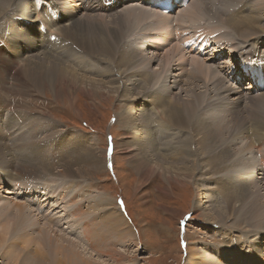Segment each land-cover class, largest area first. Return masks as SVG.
Listing matches in <instances>:
<instances>
[{
  "label": "rangeland",
  "instance_id": "374dc122",
  "mask_svg": "<svg viewBox=\"0 0 264 264\" xmlns=\"http://www.w3.org/2000/svg\"><path fill=\"white\" fill-rule=\"evenodd\" d=\"M138 1L140 0H137V2H125L121 6H114L115 10L113 11V13L117 11L118 13L112 16L103 17L100 15H93L91 19L86 21V16L83 15L86 5L85 0H61L62 6L67 5L70 8L80 7L82 9V12L74 15L76 17L73 16V20H78V18L81 16V22L83 21L85 25L92 24L96 27H93L87 34L89 38L93 40V43L88 46V42L83 38L81 39V37L77 40L75 39V37H73L74 34H71V37H69L67 35H70L69 32L66 34L63 31H56L53 37H43L38 31L39 25H37V22L34 21V15L37 10L32 6L31 3L30 5L28 4L29 0H25L27 6H25V9H23L24 11H18L19 14H23L24 19L21 22L17 21L21 25L22 32H25L23 35V46L17 47V50H15L16 47L12 45V47L9 46L8 50L11 53L14 52L13 50L18 51V54H20L19 58L21 56L23 57L21 61L20 59H18L19 62L17 61V63L15 60L18 56L11 57L12 62L14 61L19 66V73L16 74V71L7 73L6 71V73L4 74V70L0 69V102L4 103V106L8 107L6 105V92L2 91V88H4V90L6 91V89L8 88L18 86L22 82V78L30 82L28 78L40 75L43 80L47 79L50 83L54 82L56 80V76L59 74L58 69L53 66L51 62L55 60L67 63L66 66L69 68H71V66L75 67L84 78L86 77L88 81L90 78L89 82L102 81V84L104 82L105 85H107V82L109 81L113 83L114 80L116 81L118 79L117 73H111L110 71L111 67H114L116 60L121 62H124L125 60H135L133 64L125 65L121 68L119 67L117 69L118 71L121 70L119 74H123L125 70L129 72L137 71L145 76L146 70L151 71L152 69H155L156 72L150 77V80H153V84L154 82H157V87L156 85H153L155 88L153 86V88H151V86L147 85V79L145 80L144 76L139 74L130 75L129 78L131 79L128 80V78L124 77L126 76V73L122 75V77H124L123 81H125L124 84L126 86V89L121 87L123 91L120 94H123V100L120 99V94L118 96V93L112 90V87H110L109 89L104 85L92 88V90H96V92H93L92 94L90 93L89 88H87L86 90L80 89L77 93H75V96L73 98H71V96H67L66 98L59 96L58 99H55V95L51 91L45 92L44 90H41L42 92H39L38 90L30 86V88L27 90V93L22 94V96H17L18 99L16 100L15 108L13 106V108L17 109V112H19L20 117L23 118L20 120V124L18 122V119L16 120L17 125L23 126L20 128V130H9V122L7 121L6 117L8 111H4L3 114L0 112V163L1 166L5 167L4 173L6 174L4 175V177L6 179L8 178L7 181L12 183L15 182V180L12 179L13 172L17 173L18 170L22 169L26 171L31 170L32 168L30 164L31 162L36 161V158L38 156H41V149L45 148L44 152L47 153L49 157H54L57 161H59L60 164H65V162L69 160H75L79 157V154L77 152L78 145L81 147L83 145L87 147V143L89 142L88 140H86V138L90 139L91 137L92 141L94 142L93 147L91 146L89 148V150L93 148L91 161L87 159V161L85 160L86 162L82 163L84 165H75L74 170L78 172L76 173L77 176H72L73 178L66 176L67 174L63 167L60 166L57 168V163L51 158L45 157L42 161L37 160L33 164L37 167H42L46 164H49L50 166L54 165V167L56 168H54L53 171L56 174H59V177L61 176L60 178H57L58 181H60L61 179L64 180L63 178L68 179L67 177H69V180L72 182L73 179L78 181V183L81 185L79 186V189H82V186L86 187L82 189L81 193L76 192L74 194L72 193V191H67L64 194L65 199H71H66V201L61 198L63 199V209H65V207L67 208L63 210V213L64 211H66L74 221H79L82 216L81 214H83L84 212V202L86 201L89 203L92 199L91 196L94 197L96 194L110 196L112 200H115L112 207L117 208L119 212L127 216L126 221L128 225L125 226L127 231H125V234L123 235V237H126L125 239L127 240L125 241V243L123 242L124 240H117L114 243L110 244L111 246H109V249H105V252L110 250L113 251L115 249H119L122 251H119V253L117 254V258L111 257L108 258V260H105V264H192L190 259H186L189 247L195 248L198 245L192 242H196L197 240L201 239L200 242L204 241L207 245H209L211 242H213V240L208 241L206 235H208L209 233V235H213L215 233L213 229L211 230V227L216 230H221L223 227H225L222 225H218L213 219L211 220V222L206 221L207 219H205V213H217L219 209L225 206V196L228 194L230 195V192L233 190L232 186H229L230 183L232 185V182H234L237 187L246 186V184H240L236 181L239 179L237 177L239 175V171L242 170L240 172V175L242 173H245L244 176L246 177V183L249 182L247 179L251 177L253 173H255L254 178L259 185L258 189H260V193L264 195V174H262V170L259 169L261 167L263 169L264 165V142L254 144L256 141H253L251 139V136H253V134L250 135V132L254 131L255 122L260 123H257V125L261 128H264V96H259L258 92H254L251 94L253 80H250L249 74H244L242 72V65L239 64V62L244 59L249 62L248 56L250 53L251 55L255 56L261 63H263L264 32L262 34H258L260 35V37L258 36L259 42L256 45L257 47H255V41H253L250 46H246L247 39H244V36H246L245 34L243 36V33L239 32L238 36V34H236V32L232 29L220 26L219 29L222 28L220 31H225L227 33H223V36L230 34H233V36L232 38H229L228 36H225L221 39L218 38L219 46L221 47L222 44L232 46V44H234L236 49H238L236 50L237 53L235 55L233 53L228 57L229 61H231L230 64L223 63L224 60H227V57H221L215 61L216 65L222 64L226 71L224 72L223 70L219 72H213V74L211 73L210 75L221 78V76L225 74L223 77L226 80L225 82L214 81V83H211L209 88L203 74H196V70L192 68L189 69L190 65L183 67L178 64V61H176V58L178 56L176 55L173 57V53L175 51L173 45H171V53L170 51H167L168 54L164 55L166 53L163 52L165 49H163V47L159 45L158 41V39L162 37V31L159 30V28L152 22H145L148 19L147 17H143L145 18V21H141L137 15H133L136 17L130 20L127 18V16L121 14L122 7L126 6L127 4L131 5L129 3H132V5L140 4ZM197 1V7L199 8L200 12H196V14H200L201 16V13L206 12L205 4L207 0ZM223 1L228 2V0ZM222 2L218 3L216 0H210V5L212 6V8L214 6L220 7L222 5ZM194 3L196 2L193 1V5ZM248 3H251V5L253 6L259 7H257V11L255 9V15H257V13L262 15L259 24L264 26V0H249ZM142 5L147 4L142 2ZM233 5L237 7L239 3L237 4V2H235V4ZM253 6H251V9H249V6H246L247 10H250L249 13L254 10ZM212 8L210 7V11L211 13H214ZM26 9L27 11H25ZM46 10L47 9L44 8L42 12L44 17L43 20L45 21V17L47 16ZM95 10L96 9L92 11L102 14L104 13ZM202 15L204 18L203 22L193 19V22H197V26L201 29V37L198 39V42H200L201 38H203V40H201V44H203L204 41H209V39L211 38V35L207 33L206 28L208 26L210 27L212 23V25L219 26L221 23V19L224 18L220 17L219 21L213 22L214 19H212L208 14ZM133 19H135L136 23ZM173 20L176 22L178 20L177 16H175ZM47 21H50V19H47ZM140 22L142 23L140 24ZM118 23H120L122 26L115 28L117 37L111 36L108 39V37L113 32V28ZM99 28L101 30V36L98 37L95 33H92V31L94 32L95 30H99ZM155 28L157 29V33H152V29ZM189 34L190 30L187 31V34L180 35L178 37H182L184 38V40H186L188 39L187 36ZM153 37L157 38L153 39ZM241 38L244 40H241ZM140 39H144L145 41L142 43ZM146 39H149V43L155 49L147 47ZM3 41H7V43L10 44V38H7L6 40V37H3ZM73 42L74 44H72ZM133 42L136 45L133 44ZM96 44L98 45V48H96ZM29 45H31L32 47ZM99 46L101 50L99 49ZM124 48L125 50L131 49L132 51L130 52V54H124ZM212 49L213 47L211 48L209 56L200 55V57L208 58L212 56L214 54V51H212ZM156 51L160 53L156 54ZM186 52L187 51L184 50L181 53L184 54ZM142 53H144V55H142ZM188 54L191 55V53ZM185 57L188 58V55H185ZM0 59L4 62L7 59L4 49L0 52ZM25 63V67L28 68L27 70L23 71V65ZM33 64L37 66L33 67L35 66ZM224 65L227 66L225 67ZM107 67H109L110 69ZM163 67L164 69H166L165 71ZM106 68L108 69V71H106ZM141 71H143V73ZM239 73L241 74L239 75V77L243 78L242 80L238 81ZM160 74L162 75V77L159 78V76H161ZM195 74L196 77L194 78ZM199 76H202L204 80H202V78H199ZM132 78L135 79V81L130 83ZM163 79L165 80L163 81ZM9 81L12 82L10 85H7L9 84ZM23 87H25V85ZM139 87L145 89V92H142L143 94H139L137 92V88ZM240 87H242L241 94H239V91L241 89ZM170 88H172V91L170 90ZM151 92H155L154 98H148V95H150ZM159 92H164L162 93V96H164L170 102L174 109H177L179 107L181 109V113H183L182 110L185 111L188 107H190L191 104H194L195 109L193 110V113L191 115V120L182 119L183 121H178L179 123L177 122V124L181 125L182 128L187 126V128L184 129L179 127L180 129L177 130L176 133L179 134V136H173L168 133L167 135H165V137L167 138L164 139L165 146H162V143L160 142L161 144H156V147L152 145L153 149L152 147H148L149 149L147 148V150L152 149L157 152L156 154H150L146 151V154L148 153L149 155H147L149 156V159L156 161L159 167H155L150 163H145L139 169L132 161L131 151H129L127 147H123L122 145L127 139L128 142H126V145H132V141L135 140L138 146L142 148L146 146V141L142 139L143 137L138 135L137 132H134L132 128H124L122 123L117 121L116 112L118 110L126 111V108L124 107L128 108V106L135 110L133 106H130V104L133 103L136 104L135 107L139 105L137 110H135V114L137 115L136 118L140 123L144 118V124L141 123L144 126H140V128L146 129V132H143V135L147 137L149 136L148 134L151 133L152 138L156 137L157 133H161L163 127H169L165 123L160 124V122H156V120L159 121V119L155 117L156 104L160 99V97H158V95L160 96ZM241 95L245 99H242ZM248 96H250L249 99H247ZM139 98L141 99L140 101L138 100ZM240 98L243 101L238 102ZM191 100H194V102L190 104ZM152 101L154 102L153 105L151 104L153 103ZM249 107H253L252 111L249 110ZM141 109H144V112H146L147 114L143 113ZM261 110L262 114L260 112ZM201 112L205 114L201 116ZM211 112L218 117L213 118V114H211ZM12 116L13 118H15L13 114ZM200 118H204L207 121L206 126L209 125V127H203V129L198 126L191 127L190 121L196 124V122ZM162 120L163 122H166L164 117L162 118ZM12 122H15V120H13ZM24 124H28L30 125V127L26 125L24 126ZM31 125L33 126V128H31ZM34 127H36L37 129ZM209 128L212 129V132L214 131L213 133L216 136L215 138H211V132L208 133L210 130ZM35 130H40V132ZM171 130L176 131L173 129ZM182 130L184 132H182ZM73 132H75L74 135ZM190 132L194 137L191 136ZM79 133L81 134L79 135ZM256 135L259 136L258 134ZM19 138L21 142L18 141ZM156 138L158 140L163 139L160 136H157ZM145 139L148 141V137ZM59 140L63 144H60L59 146L57 145L56 147L59 148L62 145L66 148L63 152L60 153L59 151H57L56 147L54 149V143H58ZM212 141H215V143L210 145L209 142ZM5 144L10 146L9 149H11L13 153H15L16 158L12 157ZM33 145L35 146V148H33V153L36 152L34 149H38L40 151L32 154ZM53 151L62 155H55ZM23 152H27L25 153V156L24 154H22ZM41 153H43V151H41ZM95 153L96 157L94 155ZM226 153H229V156L225 158V160H223L217 166L211 167L208 159L218 158ZM26 157H30L28 161ZM152 157L155 158L153 159ZM205 163H207L206 166ZM92 167L95 168L96 171L95 173H93L91 178H89V175L84 176L83 171H89L90 169H92ZM218 167H223V170L219 173H215L214 171L218 169ZM141 170L145 174L144 176H142L143 173L141 172ZM196 172V179L191 180L188 175L190 173ZM226 173H231L233 175V180L229 179L227 181L228 184L226 181H221V176H225ZM169 178H172V180H170ZM29 179L32 181L36 180L33 175H30ZM38 182L40 183H31L34 187H38V189H41L43 182ZM91 182H93V188L90 191L88 189V186ZM55 186L57 190H61L58 185L55 184ZM196 186L203 188L202 199L199 206H195L194 204V200L197 197ZM247 186L253 187L254 185L249 184ZM1 190L4 191V189ZM1 190L0 198L4 194V192H2ZM84 193L87 194V197L84 196ZM77 194H79L77 196L79 198H72ZM5 195L6 194H4V197ZM250 196L251 194L249 195V197ZM262 202L264 203V200ZM77 203L81 205L79 206ZM9 206L6 205V207H4L5 211L2 210L0 213V225L8 223L9 221L12 222L14 220V214L13 216H11V214L13 213V210L11 208L12 204H9ZM108 207L109 206L106 205V208ZM77 210L81 212H77ZM3 213L4 215H6L4 216ZM35 217L37 218V216ZM42 219H44L45 222H47L48 220L45 218ZM56 219L57 218L53 219L54 222L51 220V223L49 222L48 224L47 222L46 224H51L52 228H55L54 230H58L57 232L64 235L65 231L61 230V228L55 223ZM233 223H235V221H233ZM247 227L251 229V226ZM33 228L38 227L37 225H34ZM223 229L228 230L229 227L226 226ZM256 230H258V227L256 228ZM238 235L240 237H238ZM214 238H216L214 239L216 243L223 245L222 237L216 235V237ZM255 240H258L256 242V245L261 242L264 243V230L257 231L254 234L246 236L242 231L238 230V234L233 244L231 243L229 247L226 246V249H229L227 252V256H240L238 255V253L236 254L237 250L242 253L241 255H252L254 253L253 251L256 250H252V247H250L248 243L250 244L251 241L254 243ZM242 242H245L247 244H243L244 248L240 247ZM18 244L19 242L16 245H11L6 248V250L10 252V255L12 253L15 255H13L12 257L14 259L12 260L14 263L11 262V264H17L18 260H21L23 257H25V254L17 256V252H12V249H20L18 248ZM94 245V242L90 243V247H93ZM259 247L260 244L258 245V248ZM216 248L219 250L218 246H216ZM223 248L224 247H221V249ZM204 249L208 251L206 246L204 247ZM87 251L90 253H97L92 249H88ZM120 258L123 259L119 263L115 261L116 259ZM7 262H9V260L7 259L4 261L1 260L0 264H10ZM255 264H264V258L262 259L259 254H256Z\"/></svg>",
  "mask_w": 264,
  "mask_h": 264
},
{
  "label": "bare ground",
  "instance_id": "6f19581e",
  "mask_svg": "<svg viewBox=\"0 0 264 264\" xmlns=\"http://www.w3.org/2000/svg\"><path fill=\"white\" fill-rule=\"evenodd\" d=\"M135 1L137 2V0H85L86 5H85V11H84L83 15L86 16V21L91 19L93 17V15H95V16L100 15L103 17L112 16V15L118 13V11L113 13V11L115 10L114 6H121L125 2H135ZM140 1L149 5L152 9H154V8H157V9H154L155 10L154 12H150V11H147L144 9V6H147V5H140L139 6V5H132V3H129L131 5L127 4L128 6L126 5V6L122 7L121 14L127 16V18L130 20H132V18L136 17L133 15H137L141 21H145V18L148 17V20L146 22H152L154 25H156L159 28V30L162 31V37L159 38L158 41H159V45L162 46L163 49H165L163 51L164 53L166 52L164 55L168 54L167 51H169L167 49V47L169 46V42L171 41V37H172L171 24L174 23L178 27V29L181 30V31L177 32V34H176L177 37L180 35H185V34H187L188 30H191L193 28V26H192L193 25V19L200 20L201 22H203L204 18H203L202 14H208L212 19H214L213 22L219 21L220 17H224L220 21L223 25L221 23L219 26L218 25H212L213 24L212 23L210 25V27L208 26L206 28V31L208 34L211 35V38H216L217 41H219L218 38L221 39V38H224L225 36L232 38V36H233V34L223 36V33L224 34H227V33L225 31H220L222 29V28L219 29L220 26H224L228 29L229 28L232 29L233 31L236 32V34H238V36H239V32L240 33L242 32L243 36L245 34L246 36H244V39L245 38L247 39L246 46H250L252 44V42L255 41V47H257L256 45L259 42L258 36L260 37V35H258V34H262L264 32V26L259 24V21H260V18L262 17V15H260L258 13H257V15H255V9L257 11L258 6L251 5V3H248L249 0H238V1L228 0V2L223 1L221 3L222 5L220 7L214 6L213 8L210 5V0H207L206 4H205V11L206 12L201 13L202 17L200 16V14H196V12H200L199 8L196 9L197 4L194 3V5H193V1H190V0H187V4H186L189 7V9H184V6L182 5L181 7H178L177 9L172 10L170 13L164 12V8L161 6H156L152 2V0H140ZM235 2H237V4L239 3V5L237 6L239 8L235 7V5H233V4H235ZM30 3L37 10V12L34 15L35 16L34 21L37 22V25H39L38 31L43 37H53V35L55 34L56 31H63L66 34L69 32L70 35L67 34L69 37H71V34H74L73 37H75L76 40L79 39L80 37H81V39L83 38L84 40H86L88 42V46L93 43V40L91 38H89V36L87 34L95 26L92 24H86L85 25L83 23V21L81 22V16L78 18V20H73L74 15L82 12V9L80 7L70 8L67 5L62 6L61 0H29L28 4L30 5ZM25 6H27V3L25 2V0H0V52L3 50L4 47L8 48L9 46L12 47V45L14 47H21L23 45L24 33H22V30L20 29L21 25L18 22H21L24 19V16H23V14H19L18 11L25 9ZM209 6L213 9L214 13H211ZM246 6H249L250 7L249 9H251V6H253L254 10L249 13L250 10L249 9L247 10ZM61 7L63 10L61 9ZM44 8L47 9L46 10L47 16L45 17L46 21L43 20L44 17H43L42 12H43ZM94 9H96L95 11H101V12H104L105 14L92 11ZM25 11H27V9ZM24 13H27V12H24ZM83 15H82V17H83ZM32 16H33V14H32ZM175 16H177V19H178L176 22L173 20V18ZM74 17H76V16H74ZM143 17H145V18H143ZM47 19H50V21H47ZM139 19H138V21H139ZM133 20L135 21V19H133ZM91 22H93V21H91ZM17 23L19 24L20 27L17 25ZM135 23H136V21H135ZM141 23L142 22H140V24ZM112 26H114V25H112ZM121 26L122 25L120 23H118L113 28V32L108 37V39L111 36L117 37V32H116L115 28L121 27ZM197 31H198V38H188L184 42V47L187 49H190V50L187 51L186 53L182 54L180 52V49L178 48L174 51L173 57L176 55L178 56L176 58V61H178V64L180 66L185 67V66H188L190 64L191 65L194 64L193 67L189 66V69L192 68V69L196 70L195 73L196 74L198 73V75L203 74V76L205 77V79L207 81L208 87L211 85L212 82L214 83V81L225 82L226 79L223 77L225 74L223 76H221V78L216 77V76L215 77L211 76L210 74L211 73L213 74V72H219V71H223V70L225 72L226 70L223 67V65L222 64L216 65L215 61L221 57H227L226 58L227 60L223 61V63L224 64H230L231 61H229L228 57L230 56V54H233V53L235 55L237 53L236 50L238 48L236 49L234 44H232V46H227V44H222V46L220 47L217 45L216 41H204V43L201 44V40H203V38H201L200 42H198V39L201 37V33H200L201 29H198ZM132 32H133V30H132ZM92 33H95L98 37L101 36L100 28H99V30H95L94 32L92 31ZM152 33H157V29L156 28L152 29ZM3 37H6V40H7V38H10V44H8L7 41H3ZM65 38H67V37H65ZM156 38L157 37H153V39H156ZM244 39L241 38V40H244ZM8 41H9V39H8ZM72 44H74V42ZM97 44H96V48H98ZM133 44H135V43L133 42ZM105 45H106V42H105ZM29 46H31V45H29ZM64 47H65V45H64ZM212 47H213L212 51H214L213 52L214 54L212 56H210L208 58H201L200 57V55L209 56ZM99 49L101 50L100 46H99ZM151 49H155V48L151 47ZM124 50H125V48H124ZM131 51H132L131 49L125 50L124 54H130ZM30 52H32V51H30ZM155 53L159 54L160 52L156 51ZM188 53H191V55ZM12 54H13V52L12 53L9 51L5 52L7 59L5 62L0 59V69L7 71V73H9V72L11 73L12 71H16L15 73L17 74V73H19L18 72L19 66L16 63H17L18 59H20V61H21V59H23V57L22 56L20 58L16 57V60H15L16 63H15L14 61L12 62L11 57L15 56L16 54H13V55ZM142 55H144V53H142ZM150 55H152V54H150ZM185 55H188V58H186ZM100 56H101V54H100ZM171 56H172V54H171ZM248 60L250 63L244 59V60L240 61L239 64L242 65V67H241L242 72L244 74H249L250 80H253V85L251 87V89H252L251 94L254 92H258L259 96H264V60H263V63H261L255 56L251 55V53L248 56ZM51 62L53 64V66H55L59 71V74L56 76V80L54 82L50 83L47 79L43 80L40 75H37V76L31 77V78H28V80L30 82H28L26 79L22 78V82L18 86H14L16 89V93H15L14 87L8 88V89H6V91L4 90V88H2V91L6 92L5 93V95H6L5 97L7 98L6 105L8 106V107H6L3 105L4 103L0 102V111L2 114L4 111L8 110V114L10 116L9 119L13 118V116H12V114H13L15 117L14 118L15 122L18 119V122L20 124V120L23 118L20 117L19 112H17V109H14L16 106V100L18 99L17 96L18 95L22 96V94L27 93L28 92L27 90L30 88V86L32 88L38 90L39 92H42L41 90H44L45 92L51 91L52 93H54L55 99H58L59 96H62L65 98L67 96H71V98H73L75 96V93H77L80 89L86 90L87 88H89V91L92 94L93 92L94 93L96 92V90H92V88H96V87H99L102 85H104L105 87H107L109 89H110V87H112V90L117 92L118 96H119V94L123 91V89L121 87L126 89V86L124 84L125 81H123L124 77L128 78V80H129V79H131V78H129L130 75H133V74L143 75L137 71L129 72V71H125V70H124L123 74H119V72L121 71V70H119V71L117 70L119 67L121 68L122 66L124 67L125 65L133 64L135 62V60H125L124 62L116 60L115 65L113 64L114 67L112 66L110 71H111V73L116 72L118 75L117 76L118 79L116 81L114 80L113 83H111L110 81L107 82L108 81L107 80L106 82L108 84L105 85L104 82L102 84V81L101 82H98V81L89 82L90 78L88 81L86 79V77L84 78L81 75V73L75 67H72V66H71V68L67 67L66 66L67 63H65V62L58 61V60L51 61ZM45 63H47V62H45ZM25 65H26V63L23 65V71L27 70V68H28V67H25ZM33 65H35V64H33ZM38 65H41V64H38ZM1 66H2V68H1ZM36 66L37 65H35L33 67H36ZM224 66L226 67L227 65H224ZM30 68H32V67H30ZM49 68H50V66H49ZM107 68H109V67H107ZM107 68H106V71H108ZM157 68H156V70H157ZM163 69H164V67H163ZM165 70L166 69H164V71ZM21 71H22V69H21ZM141 72L143 73V71H141ZM155 72H156L155 69L154 70L152 69L151 71L146 70L145 76L143 75L145 80L147 79V81H148L147 85L151 86V88L154 87L153 85H156V87H157V84H156L157 82L156 83L154 82V84H153V80L152 81L150 80V77L152 75H154ZM125 73H126V76L122 77V75H124ZM196 74H195L194 78L196 77ZM239 75H241V74L240 73L238 74V81L242 80V78H243V77H239ZM160 77H162V75L159 76V78ZM199 78H202V80H204L202 76H199ZM164 80L165 79H163V81ZM134 81H135V79L132 78L130 83L134 82ZM140 81H141V79H140ZM240 83H241V81H240ZM216 84H217V82H216ZM24 85H25V87H23ZM149 86H147V87H149ZM204 86H205V84H204ZM249 87H250V85H249ZM139 88H137V92L139 94H143L142 92H145L144 91L145 89L144 88L139 89ZM151 88H149V89H151ZM240 88L241 89L239 91V94H241V92H242V87H240ZM171 89L172 88H170V90ZM8 92H9V94H8ZM154 93L155 92H151V94L148 95V98H154L155 97ZM162 93H164V92H162ZM162 93H160V96L158 95V97H160V99L159 100L157 99L158 101L156 104L155 117H157L159 119V121L156 120V122H160V124L165 123L166 125L169 126L168 128L163 127L161 133H157V136H160L163 139L158 140L156 138L157 136L152 138L151 133L148 134L149 136L146 135L148 137V141L145 139L147 137H145V135H143V132H146V129L140 128V126H144V125H142V124H144V118L142 119V121H141L142 124H141L140 122H138V120L136 118L137 115L135 114V110H137L139 105H137V107H135L136 104L133 103V104H130V106H133L135 108V110H133L131 107L128 106V108L124 107V108H126V111L125 110L124 111L118 110L116 112L117 113L116 119H117V121L122 123L124 128H132L134 130V132H137L138 135L142 136L143 137L142 139H144L146 141V146H144L142 148L138 146V144L135 140L132 141V143H131L132 145H126V142H128V139H127L124 142V144L122 145L123 147H127L128 150L131 151L132 161L135 164V166L138 167L139 169L145 163H150L151 165H153L155 167H159L157 165L156 161L149 159V156H148L149 154L147 153L148 154L147 155L146 151L149 152L150 154H156L157 152L155 150H152L153 149L152 145L154 147H156V144L161 142L162 146H165L164 139L167 138V137H165V135H167L168 133H170L173 136H179V134H176V133H177V130H179L182 127H181V125H178L177 122L183 121L182 119L191 120L190 119L191 115L193 113V110L195 109L194 104H191L194 102V100H191L190 101V104H191L190 107H188L185 111L182 110L183 113H181V109L179 107L177 109H174L172 107V105L170 104V102L164 96H162ZM170 95H171V93H170ZM200 95H201V93H200ZM122 96H123V94H120L121 100L124 99V97H122ZM196 98H198V97H196ZM241 98L245 99L242 95H241ZM241 98L238 100V102L243 101ZM249 98H250V96L247 97V99H249ZM136 99H137V97H136ZM193 99H195V98H193ZM258 99H260V98H258ZM138 100L140 101L141 99L139 98ZM155 100H156V98H155ZM183 101H181V102H183ZM216 101H217V99H216ZM151 104L153 105L154 102ZM13 106H14V108H13ZM122 106H123V104H122ZM252 109H253V107H249L250 111H252ZM141 110L143 113L147 114L146 112H144V109H141ZM11 112H12V114H11ZM260 112L262 114V110ZM17 114L19 117L17 116ZM204 114L205 113H203V112L200 113L201 116H203ZM211 114H213V116H212L213 118L218 117L212 112H211ZM4 115H5V113H4ZM209 116H211V115H209ZM163 117L165 118L167 123L163 122V120H162ZM259 117H261V116H259ZM190 122H191V127L198 126V127H201V129H203V127H209V125L206 126L207 121L204 118H200L196 122V124L193 123L192 121H190ZM257 123L258 122L254 123V126H255L254 131L250 132L251 133L250 135L253 134V136H251V139L253 141H256L254 144H259L260 142H264V128H261L260 126H258ZM258 124H260V123H258ZM16 125H17V122H16ZM25 125L30 127V125H28V124H24V126ZM17 127L19 128L20 126L17 125ZM31 128H33L32 125H31ZM34 128H36V127H34ZM184 128H187V126L183 127L182 129H184ZM14 129L15 128H13V130ZM171 129L176 130V131H172ZM182 132H184V131L182 130ZM210 132H211V138H215L216 136L213 133L214 131L212 132V129H210L208 133H210ZM74 134H75V132H73V135ZM80 134L81 133H79V135ZM190 134H191V136H193V134L191 132H190ZM256 134H258L259 136H257ZM22 137H23V135H22ZM28 139H29V137H28ZM86 140H88V142H89V143H87L88 144L87 147L84 145L82 147L78 145V148H77L78 151L77 152L79 154V157L77 159L69 160V161L65 162V164L60 165L61 167H63L65 169L66 174H67L66 176H69L70 178H73L72 176H77L76 173L78 171L76 172L74 170L75 165H84L82 163L86 162L87 159H89L91 161L93 148L91 150H89V148L91 146L93 147L94 142L92 141L91 137H90V139L86 138ZM18 141H20V138ZM6 142H8V141H6ZM214 143H215V141L209 142L210 145L214 144ZM5 145H6V148L9 150V153H11L12 157L14 158L15 153H13L11 149H9V147H10L9 145H7V144H5ZM148 147H152V149L147 150ZM33 148H35V146H33ZM22 149H25V148H22ZM65 149L66 148L61 145L59 148H57V151H59V153H60V152H63ZM235 149H236V147H235ZM21 150H19V151H21ZM34 150L38 151V149H34ZM25 153H27V152H25ZM94 155L96 157V153ZM166 156H168V155H166ZM228 156H229V153H226V154H224L218 158H212L211 157L212 159H208V162L211 165V167H215L218 164H220L223 160H225V158H227ZM152 158L154 159L155 157H152ZM95 161H97V160H95ZM243 164H246V163H243ZM263 164H264V161H263ZM206 165H207V163H205V166ZM52 166L54 167V165H52ZM44 167H45V165L42 167H37V166L32 165L33 169H31L29 171L22 169V170H18L17 173L13 172L12 179L15 180V182H12V183L7 181L8 178L5 179L2 175H0V186H1L0 188L4 189V191H2L1 189L0 190L8 196L7 197L5 195V197H6V199H5L4 194H3V196L0 198V205H1L0 206V213L2 210H4V207H6V205L9 206V204H12L11 208L13 210V213L11 214V216H13V214H14V220L12 222L9 221L8 223L0 225V259L2 261L7 259V260H9V262H7V263H10V264H11V262L14 263L12 261V260H14L12 258L14 254L12 253L10 255V252L8 250H6V248L8 246H11V245H16L18 242H19L18 248H20V249H18V250L12 249V252H17L18 253L17 256L25 254V257H23L21 260H18L17 264H102V263L105 264V260H108V258H111V257L117 258V254L121 250L112 248L115 250H113V251L110 250V251L105 252V249H109V246H111L110 244L114 243L117 240L118 241L124 240L123 242L125 243V241L127 239H125L126 237H123V235L125 234V231H127L125 226L128 225V223L126 221L127 216L123 215V213L119 212V210H117V208L112 207L115 200H112L110 198V196H103V195H97V194L94 197L91 196L92 199L89 203L86 201L84 202V212H83V214H81L82 216L79 219V221H74L73 218L71 216H69L66 211H64V213H63V210H65L67 208L65 207V209H63V206H62L63 205V203H62L63 199L64 200H66V199L70 200L71 198L65 199L64 194L67 191L57 190L55 184L61 188L60 183L64 182V180H65L68 191H72V193H74V194L76 192L81 193L82 189L86 188V187L82 186V189L81 188L79 189V186H81V185L78 183V181L73 179V182H72L69 180V177H67L68 179L63 178L64 180L61 179L60 181H58V179H57L53 182L48 181L47 183H42L41 189H38V187H34L31 182H34V183H40V182L32 181L29 179L28 176H30L32 174L35 175L36 171H38L40 168H44ZM242 167H243V165H242ZM239 168H238V170H239ZM53 169L54 168L48 167V168H46V171L56 174L53 171ZM259 169H261L262 170L261 173L264 174V165H263V169H262V167ZM59 170H62V169H59ZM90 170L89 171L85 170V172L83 171L84 176L89 175L90 176L89 178H91V176L93 175V173H95L96 170L93 167ZM222 170H223V167H218V169H216L214 172L219 173ZM226 170H228V169H226ZM241 171H239V175L237 176L239 179L236 181H237V183H240V184H246V186L245 187H237L234 182H232L233 183L232 185L230 183L229 186L230 187L232 186L233 190L230 192V195L228 194L225 196V201H226L225 206L222 207L221 209H219L217 211V213H214V212L205 213V219H207L206 221L211 222V220L213 219L218 225H222L225 227L228 226L229 229L226 230V229H223V228H225V227H223L221 230H216L213 227H211V230L213 229V231L215 233L213 235H209L210 233L208 235H206L208 241L213 240V242H211V243L208 242L211 245L210 244L207 245L204 241L200 242L201 239L197 240L198 242L197 241L192 242V243L198 244L197 247H195V246H194L195 248L189 247V250H188V255H187L186 259L187 260L190 259L192 264H255L256 254H259V256L262 259L264 258V243H262V242L259 243L260 247L258 248L259 244L256 245V242L258 240H255L254 243L252 241L251 242L249 241L250 244L248 243V245L250 247H252V250H256V251H253L254 253L252 255H245L244 256V255H241L242 253H240L237 250L236 254L238 253V255H240V256H238V255H237L238 257H236L234 255L227 256V252L229 249L227 250L226 246L229 247V245L231 243L233 244V242H234V240L238 234V230L242 231L245 234V236L250 235V234H254L257 231L264 230V203L262 202L264 200L263 199L264 195H262L260 193V189H258L259 185L257 184V182L254 178L255 173H253L252 176L247 179L249 182L246 183V177L244 176L245 173H242L240 175ZM5 172H6V170H5ZM62 172H64V171H62ZM141 172H142V170H141ZM196 174H197V172L196 173H190L188 176L190 177L191 180H193V179L195 180L196 176H197ZM56 175L59 176V174H56ZM144 175L145 174L143 173L142 176H144ZM144 178H146V177H144ZM169 179L172 180V178H169ZM229 179L233 180V175L231 173L230 174L226 173L225 176H221V181H223V182H225V181L227 182ZM262 179H263V177H262ZM227 184H228V182H227ZM249 184H253L254 186L253 187L247 186ZM38 185H41V184H38ZM88 187H89L88 189L91 191L93 188V182L89 183ZM196 187H197V197L194 200V204H195V206H199L201 199H202L203 188H201L199 186H196ZM250 194H251V196L249 197ZM78 195L79 194L73 196L72 198L75 199ZM84 196L87 197V194L84 193ZM61 198H63V199H61ZM77 198H79V197H77ZM77 204L79 206L81 205L79 203H77ZM106 205L109 207L106 208ZM73 209H74V207H73ZM78 211L79 210H77V212ZM79 212H81V211H79ZM3 215H4V213H3ZM7 215H8V213H7ZM34 215L37 216V218ZM53 216H56V217H53ZM73 216H75V215H73ZM42 218L48 219L47 220L48 224H49V222L51 223V220L53 221V219L57 218L55 223L61 228V230L65 231L64 235L57 232L58 230L57 231L54 230L55 228H52L51 224L50 225L46 224L47 222H45L44 219H42ZM231 220H232V222H231ZM233 221H235V223H233ZM34 225H37L38 228H33ZM247 226H251V229H249V227H247ZM257 227H258V230H256ZM235 229H236V231H235ZM230 230H232V231H230ZM216 235H218L219 237H222L223 245L216 243V241L214 240V239H216V238H214V237H216ZM239 235H240V233H239ZM239 235H238V237H240ZM36 236H38V237H36ZM242 236H244V235H242ZM249 237H251V236H249ZM91 242H94V244H95L93 247H90ZM245 242H242L240 247L244 248L243 244H246ZM116 246H117V244H116ZM205 246L208 249V251H206L204 249ZM216 246L219 247V250L216 248ZM221 247H224L223 249H225V250L221 249ZM88 249H92L93 251H96L97 255L95 253L88 252L87 251ZM101 257H103V258H101ZM122 259L123 258L116 259L115 261L119 263Z\"/></svg>",
  "mask_w": 264,
  "mask_h": 264
},
{
  "label": "clouds",
  "instance_id": "9594fccd",
  "mask_svg": "<svg viewBox=\"0 0 264 264\" xmlns=\"http://www.w3.org/2000/svg\"><path fill=\"white\" fill-rule=\"evenodd\" d=\"M50 167H53V166H50ZM58 167H60V166H57V168ZM31 168H32V166H31ZM53 168H56V167H53ZM33 169V168H32ZM41 169H43V168H40L39 170H41ZM44 170H46V168H44ZM38 171H36V173H37Z\"/></svg>",
  "mask_w": 264,
  "mask_h": 264
}]
</instances>
